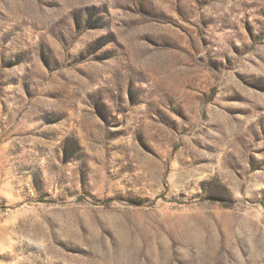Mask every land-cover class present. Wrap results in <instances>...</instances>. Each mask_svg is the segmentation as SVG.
I'll return each instance as SVG.
<instances>
[{
    "label": "rangeland",
    "instance_id": "rangeland-1",
    "mask_svg": "<svg viewBox=\"0 0 264 264\" xmlns=\"http://www.w3.org/2000/svg\"><path fill=\"white\" fill-rule=\"evenodd\" d=\"M0 264H264V0H0Z\"/></svg>",
    "mask_w": 264,
    "mask_h": 264
}]
</instances>
